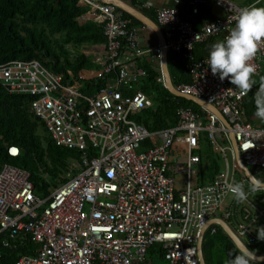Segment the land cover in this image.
<instances>
[{
	"label": "built area",
	"instance_id": "1",
	"mask_svg": "<svg viewBox=\"0 0 264 264\" xmlns=\"http://www.w3.org/2000/svg\"><path fill=\"white\" fill-rule=\"evenodd\" d=\"M79 3L89 7L79 20L98 22L107 37L103 49H82L100 64L95 75L56 72L39 59L0 63L7 91L30 96V109L56 144L78 153L70 166L75 174L46 197L35 192L29 170L8 162L0 167V236L5 244L8 238L33 242V253L13 264H146L156 245L168 264H200L202 230L213 218L224 219L247 245L264 242L256 233L264 226V192H250L242 202L233 198L228 185L247 186L249 179L231 141L223 144L217 137L233 131L245 163L264 168V121L251 122L244 106L256 84L244 95L229 79L212 74L208 56H196L198 44L227 37L243 7L232 0H174L158 10L165 47L182 55L192 78L176 85L178 91L214 104L231 126L213 111L181 106L175 125L151 130L134 118L154 103L141 87L147 71L137 60L152 50L160 55L162 45L144 47L138 27L115 5ZM211 5L226 14L196 28L193 16ZM251 63L255 79L264 70V40ZM96 77L107 84L85 93L83 80ZM158 80L165 81L162 74ZM203 133L225 163L207 183L199 180ZM147 140L150 145L143 147ZM8 151L20 154L16 145ZM175 173L185 174V187L177 186Z\"/></svg>",
	"mask_w": 264,
	"mask_h": 264
},
{
	"label": "trees",
	"instance_id": "2",
	"mask_svg": "<svg viewBox=\"0 0 264 264\" xmlns=\"http://www.w3.org/2000/svg\"><path fill=\"white\" fill-rule=\"evenodd\" d=\"M88 9L79 0H0V63L39 59L53 71L66 73L72 69L76 74L83 68H93V57L86 55L82 49L106 43L107 37L98 22L79 20ZM204 14L206 10L202 9L197 15L196 27H200ZM124 15L132 18L126 12ZM206 42L197 45L198 58L205 55L202 50L209 45ZM169 66L176 84L192 81L180 53H170ZM144 68L147 76L141 87L152 96L154 103L135 114L138 122L157 130L175 125L181 106H192L196 111L205 112L195 101L173 94L158 80L160 71L155 66L144 63ZM255 81V89L244 102L248 118L255 116L253 96L264 83V70ZM107 82L103 78L85 81L83 91L95 92ZM30 100L28 95L8 92L0 80V167L8 162L29 170L35 192L46 197L66 181L69 174L77 171L70 167V163L78 157V153L56 144L43 121L30 109ZM204 140L202 137V145L207 142L212 147L207 137V141ZM10 145L20 148L18 156L9 154ZM144 145H150V141H145ZM210 157L204 159L201 155L199 180L202 183L213 181L222 169L219 156ZM250 168L257 177L264 179V168ZM4 237V234L0 236V264H13L20 256L33 253L31 238H8V244H5ZM248 246L254 252L264 254V242ZM203 249L207 264H226L240 250L221 228L216 233L209 230L205 234ZM160 257L165 259L162 247L156 245L150 250L146 263L158 264L156 259ZM253 264L258 263L253 261Z\"/></svg>",
	"mask_w": 264,
	"mask_h": 264
},
{
	"label": "clouds",
	"instance_id": "3",
	"mask_svg": "<svg viewBox=\"0 0 264 264\" xmlns=\"http://www.w3.org/2000/svg\"><path fill=\"white\" fill-rule=\"evenodd\" d=\"M264 40V6H247L240 9L234 26L224 40L210 46L206 63L213 75L223 81L229 79L244 95L256 84L255 67L251 63L256 56L259 43ZM255 116L264 121V83L253 96ZM237 202L247 199L250 192H264V179L251 176L247 186L243 182L228 185ZM257 239L264 241V226H258ZM253 250H239L226 264H253Z\"/></svg>",
	"mask_w": 264,
	"mask_h": 264
},
{
	"label": "crops",
	"instance_id": "4",
	"mask_svg": "<svg viewBox=\"0 0 264 264\" xmlns=\"http://www.w3.org/2000/svg\"><path fill=\"white\" fill-rule=\"evenodd\" d=\"M97 1H99L101 3H104V4H113V5H115L118 8V10L120 12L123 13V15L125 14V12L128 13L129 15H131L132 18H130V19L132 21V25L137 26L138 29L140 30V33H141V38L140 39H141V42H142L144 47H148L150 49H153L154 46H157L162 41H164L166 28L158 22L157 13H158V10L160 8H162L164 6L172 5L174 3V0H97ZM232 1L236 2L241 7L264 6V0H232ZM119 2L123 3L126 6L134 7L136 10L140 11L146 17H148L152 22H154V24L156 26L148 25L147 23L142 22L136 16L130 14L127 11H125L123 8H121L119 5H117V3L119 4ZM202 9L206 10V14H204V20L201 22L199 29L202 28L203 25H205L207 22H211V21H213V20H215V19H217V18H219L221 16H224L226 14V11H225L224 8L218 7V6H215V5L201 6L200 12L202 11ZM198 14L194 15L193 18H192V21H193L194 25H195V22H197V15ZM195 27H196V25H195ZM196 28H198V27H196ZM208 40H207L206 43L207 44L209 43V45L208 46L206 45L205 49L202 50L203 53L205 54L204 56H208L209 55V49H210V46L212 45V43L213 42H217V41H221L222 40V36L221 35L213 36V37H210ZM104 44L105 43L99 44V45H94V46H91V47L100 46V48L103 49L104 48ZM164 47L165 46H162V51H161L160 55H157V53L152 50L151 52L146 54L145 58L138 59L137 62L139 64H141L143 67H144V63H150L153 66H155L160 71V75L161 74L163 75L164 80H165L163 82V84L165 85L166 76L164 74V68H163V58H164L163 48ZM171 52L172 51L168 50V55H167L168 68H169V72H170V75L172 77V80H173V82H174V84L176 86L178 84L175 83L174 78L172 76V73L170 71V66H169V55H170ZM91 56L93 57V61L95 63V66L93 68H83L81 70L84 71V72H87L89 74L95 75V70H98L100 68V64L95 61L94 55L91 54ZM98 79L99 78L96 77V78H93L92 80H98ZM85 81H90V80H85ZM85 81L83 80V82H85ZM180 83H182V82H180ZM83 86H84V83H83ZM249 119H250L251 122L255 123L256 125L259 124V122L261 121L256 116H253V117H251ZM220 219L221 218H213V219H211L208 222V226L209 227L207 228L206 233L209 230L211 231L212 230V226H214V225L218 226V230L221 228L224 232H226L223 229V227L220 225V223H219ZM211 233H212V231H211ZM204 237H205V235H204ZM203 242H204V238H203Z\"/></svg>",
	"mask_w": 264,
	"mask_h": 264
},
{
	"label": "water",
	"instance_id": "5",
	"mask_svg": "<svg viewBox=\"0 0 264 264\" xmlns=\"http://www.w3.org/2000/svg\"><path fill=\"white\" fill-rule=\"evenodd\" d=\"M117 5H119L121 8H123L125 11L129 12L130 14L136 16L138 19H140L142 22L147 23L148 25L151 26H156L154 24V22H152L148 17H146L143 13H141L140 11L136 10L134 7L132 6H126L123 3L119 4L117 3ZM162 46L166 45V38L164 39V41H162L160 43ZM163 68H164V74L166 76V83L165 86L175 95L178 96H184L188 99H191L193 101H195L196 103H198L201 107L213 111L215 113H217L219 115V117L224 121V123L227 126H231L230 123L226 120V118L221 114V112L219 111V109L212 103L208 102L207 100L204 99H200L197 98L195 96L192 95H184L182 93H180L177 89V87L175 86L172 77L170 75L169 72V68H168V60H167V55H168V49L166 47L163 48ZM229 138L232 144V147L234 148L235 154H236V161L237 164L239 165L241 172L248 178L250 179L251 176H255L253 170L250 168V166H248L245 161L243 160L241 153H240V149L238 146V142L236 140L235 134L233 131H230L229 133ZM220 225L223 227V229L226 231V233L228 234L229 238L235 243V245L240 249L243 250L244 248H248L249 250H251V248L236 234V232L231 228V226L224 220V219H220L219 220ZM208 224L205 225V227L202 230V237L200 240V244H199V258H200V264H207L206 259H205V255H204V249H203V238L204 235L206 233V230L208 228ZM254 252V251H253ZM253 260L255 261H264V254L261 253H257L254 252V256H253Z\"/></svg>",
	"mask_w": 264,
	"mask_h": 264
},
{
	"label": "rangeland",
	"instance_id": "6",
	"mask_svg": "<svg viewBox=\"0 0 264 264\" xmlns=\"http://www.w3.org/2000/svg\"><path fill=\"white\" fill-rule=\"evenodd\" d=\"M204 122H205V124H207L206 120ZM202 136H203V138H205L204 141H207L206 140V137H207L206 133H203ZM217 137H218L219 141L221 143H223V144H229V142H230V138L226 134H224V135L217 134ZM143 147H145L144 144H143ZM202 148H203L202 149L203 151H202L201 154H200V151H199V154L203 155L204 159H210L211 158L210 156H212V155L219 156L221 166L225 167V165H224L225 163L223 161V158L218 153L217 148L215 146L210 147L209 144L207 142H205L204 145H202ZM75 163H76V161L72 160L70 164L75 165ZM72 174H75V172H73ZM175 178H176V183H177L178 187H180V188L185 187L186 183H185V174L184 173H175ZM156 262L158 264H167L166 259H163L161 257L156 259Z\"/></svg>",
	"mask_w": 264,
	"mask_h": 264
},
{
	"label": "snow or ice",
	"instance_id": "7",
	"mask_svg": "<svg viewBox=\"0 0 264 264\" xmlns=\"http://www.w3.org/2000/svg\"><path fill=\"white\" fill-rule=\"evenodd\" d=\"M13 151H15V150H13Z\"/></svg>",
	"mask_w": 264,
	"mask_h": 264
}]
</instances>
